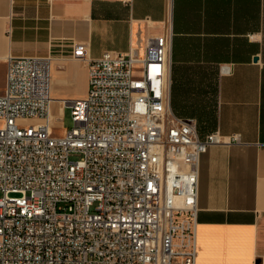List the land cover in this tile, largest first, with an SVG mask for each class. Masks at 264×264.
<instances>
[{"label":"built area","instance_id":"2783aa9c","mask_svg":"<svg viewBox=\"0 0 264 264\" xmlns=\"http://www.w3.org/2000/svg\"><path fill=\"white\" fill-rule=\"evenodd\" d=\"M171 50L170 31L142 55L87 59L76 44L88 72L79 99L52 98L50 57L7 60L0 264H196L199 160L224 140L172 111ZM65 108L72 127L54 135Z\"/></svg>","mask_w":264,"mask_h":264},{"label":"crops","instance_id":"0c3cea01","mask_svg":"<svg viewBox=\"0 0 264 264\" xmlns=\"http://www.w3.org/2000/svg\"><path fill=\"white\" fill-rule=\"evenodd\" d=\"M167 31L172 111L213 122L200 136L224 140L199 160L196 264H264V0H0V94L10 57L40 56L52 60L54 100L84 98L76 44L87 59L142 55Z\"/></svg>","mask_w":264,"mask_h":264},{"label":"rangeland","instance_id":"374dc122","mask_svg":"<svg viewBox=\"0 0 264 264\" xmlns=\"http://www.w3.org/2000/svg\"><path fill=\"white\" fill-rule=\"evenodd\" d=\"M135 75L138 76L139 73H135ZM75 85H76L75 91L77 92L81 91L82 87L84 86V82L82 81L81 77L76 79ZM56 106L58 105L55 104V107ZM60 115H61V110L57 111L55 118H57ZM71 127H72V121H71V116H70V110L68 108H65L63 112V118H62L61 124L55 126L53 133L54 135H62L64 130L70 129ZM1 197H2V193H0V198Z\"/></svg>","mask_w":264,"mask_h":264},{"label":"trees","instance_id":"16d2710c","mask_svg":"<svg viewBox=\"0 0 264 264\" xmlns=\"http://www.w3.org/2000/svg\"><path fill=\"white\" fill-rule=\"evenodd\" d=\"M213 125H214L213 122H208V123H205V124H198V131L200 132L201 128H204V129L211 128Z\"/></svg>","mask_w":264,"mask_h":264},{"label":"water","instance_id":"95a60500","mask_svg":"<svg viewBox=\"0 0 264 264\" xmlns=\"http://www.w3.org/2000/svg\"><path fill=\"white\" fill-rule=\"evenodd\" d=\"M254 61H257V58H254Z\"/></svg>","mask_w":264,"mask_h":264}]
</instances>
